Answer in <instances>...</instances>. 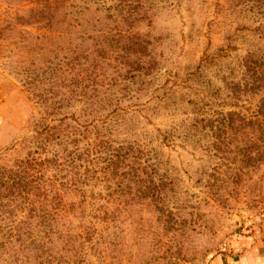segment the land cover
I'll list each match as a JSON object with an SVG mask.
<instances>
[{
  "label": "rangeland",
  "instance_id": "rangeland-1",
  "mask_svg": "<svg viewBox=\"0 0 264 264\" xmlns=\"http://www.w3.org/2000/svg\"><path fill=\"white\" fill-rule=\"evenodd\" d=\"M262 224L264 0H0V264H205Z\"/></svg>",
  "mask_w": 264,
  "mask_h": 264
},
{
  "label": "crops",
  "instance_id": "crops-1",
  "mask_svg": "<svg viewBox=\"0 0 264 264\" xmlns=\"http://www.w3.org/2000/svg\"><path fill=\"white\" fill-rule=\"evenodd\" d=\"M205 264H264V224L237 234Z\"/></svg>",
  "mask_w": 264,
  "mask_h": 264
},
{
  "label": "trees",
  "instance_id": "trees-1",
  "mask_svg": "<svg viewBox=\"0 0 264 264\" xmlns=\"http://www.w3.org/2000/svg\"><path fill=\"white\" fill-rule=\"evenodd\" d=\"M121 110H123V108H119V107H116V108H114L113 109V111L115 112L114 114H117L119 111H121ZM123 152H124V154H125V156L127 157L128 156V152H126V151H124L123 150ZM120 155V154H119ZM118 155V153L116 152V156H115V158H119L120 156ZM73 160H68V165H70V162H72Z\"/></svg>",
  "mask_w": 264,
  "mask_h": 264
}]
</instances>
